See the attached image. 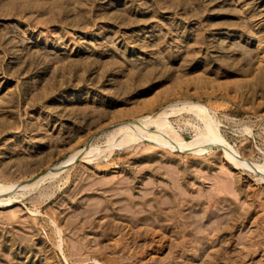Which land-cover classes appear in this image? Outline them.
I'll return each mask as SVG.
<instances>
[{
    "label": "rangeland",
    "instance_id": "374dc122",
    "mask_svg": "<svg viewBox=\"0 0 264 264\" xmlns=\"http://www.w3.org/2000/svg\"><path fill=\"white\" fill-rule=\"evenodd\" d=\"M0 187V264H264V0H0Z\"/></svg>",
    "mask_w": 264,
    "mask_h": 264
},
{
    "label": "bare ground",
    "instance_id": "6f19581e",
    "mask_svg": "<svg viewBox=\"0 0 264 264\" xmlns=\"http://www.w3.org/2000/svg\"><path fill=\"white\" fill-rule=\"evenodd\" d=\"M193 110H195V109H193ZM163 111H165V110H163ZM164 114H165V112H164ZM164 114H162L161 112L160 113H156V114H154L152 117H150L149 119H147V120H145L144 121V123H150V122H152L153 123V121H155V120H157V119H159V118H161V116L162 117H164L163 115ZM201 118L203 119V122L205 123V129H204V131H205V133H207V135L209 136V139H211L212 141H215V142H217V145L219 146V147H221L223 150H224V145H223V143L221 142V140H220V137H218V135H217V131H216V126H215V124L214 123H212V122H210L209 121V119L207 118V116H205L204 114L202 115L201 114ZM156 122H158V120L156 121ZM143 123V124H144ZM141 125V124H140ZM144 126V125H143ZM218 126V125H217ZM135 127V126H134ZM133 130V129H132ZM125 133V132H124ZM124 136V135H123ZM121 140H123V139H121ZM114 143V142H113ZM116 143V142H115ZM111 147H113L112 145H111ZM111 150V149H110ZM109 150V151H110ZM227 154V153H226ZM227 156L234 162V164H236V165H241V162H239V161H237V160H235V158H233L232 156H230L229 154H227ZM55 168V167H54ZM48 172V171H47ZM56 172H58V170H56V169H51V171L49 172V174L48 175H46V176H50V175H53V174H55ZM45 176V177H46ZM41 178V177H40ZM44 179V178H43ZM41 181V180H40ZM34 182V181H33ZM31 183V182H30ZM11 186V185H10ZM8 188V187H7ZM7 188L6 187H0V193L2 192H5V190H7ZM12 200V199H11ZM11 200L9 201V202H11Z\"/></svg>",
    "mask_w": 264,
    "mask_h": 264
}]
</instances>
